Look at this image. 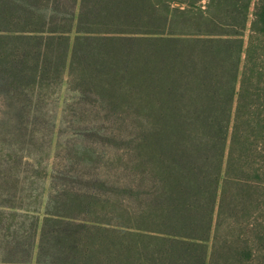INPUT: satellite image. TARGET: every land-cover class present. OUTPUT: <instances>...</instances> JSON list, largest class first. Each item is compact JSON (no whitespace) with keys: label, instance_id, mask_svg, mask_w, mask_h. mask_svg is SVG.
I'll use <instances>...</instances> for the list:
<instances>
[{"label":"trees","instance_id":"16d2710c","mask_svg":"<svg viewBox=\"0 0 264 264\" xmlns=\"http://www.w3.org/2000/svg\"><path fill=\"white\" fill-rule=\"evenodd\" d=\"M200 1L83 0L77 8L67 2L0 0V21L18 27L11 33L3 26L1 37L34 32L32 77L42 54L43 67L50 68L47 55L57 40L64 47H57L61 57L93 59L90 71L103 80L116 75L112 83L127 79L150 85L157 79L158 114L171 117L157 121L155 172L164 192L144 219L157 230L75 222L64 214L68 203H58L54 211L48 206L37 264H212L227 199L224 184L259 179L252 169L257 163L253 138L255 130V136L264 132V123L240 120L256 103L252 90L264 85V47L257 44L264 40V0L253 10V0ZM70 19L75 24L65 29ZM108 234L113 238L105 241Z\"/></svg>","mask_w":264,"mask_h":264},{"label":"rangeland","instance_id":"374dc122","mask_svg":"<svg viewBox=\"0 0 264 264\" xmlns=\"http://www.w3.org/2000/svg\"><path fill=\"white\" fill-rule=\"evenodd\" d=\"M44 1L77 8L83 3ZM55 20L61 15L55 14ZM72 24L65 20L64 28ZM3 26L11 33L18 28L0 21ZM26 34L19 39L0 35V264H37L48 206L54 211L58 203H68L64 214L75 222L99 220L107 226L157 230L144 219L151 217L149 206L161 202L164 192L156 173L157 121L171 118L158 114L157 79L150 85L138 80L128 84L127 79L112 83L116 75L103 80L102 74L90 71L93 59L94 66L81 54L61 57L57 40L47 55L50 68L43 67L42 54L32 77L28 71L37 41L31 40L33 31ZM70 34L73 40L75 28ZM262 43L257 41L259 48ZM251 95L256 103H249L240 124L264 123V85L255 86ZM237 104L236 98L232 121ZM256 134L252 169L259 179L250 185L224 184L227 199L212 264H264V132ZM108 237L105 241L113 238Z\"/></svg>","mask_w":264,"mask_h":264}]
</instances>
